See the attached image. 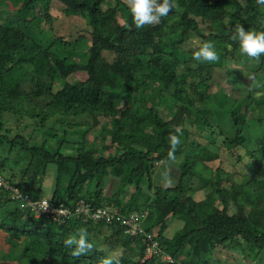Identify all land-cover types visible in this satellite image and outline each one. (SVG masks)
<instances>
[{"label":"trees","instance_id":"16d2710c","mask_svg":"<svg viewBox=\"0 0 264 264\" xmlns=\"http://www.w3.org/2000/svg\"><path fill=\"white\" fill-rule=\"evenodd\" d=\"M14 2L11 13L0 0V179L34 201L52 189L53 209L83 200L146 215L137 235L74 216L55 222L19 208L0 187V264H213L223 254L224 264H264V54L249 58L231 39L237 24L264 31V5L174 0L159 23L138 29L126 0ZM53 13L72 21L69 33L53 23ZM100 25L113 32L105 28L101 37ZM2 33H17L19 43L9 47ZM189 38L198 42L188 49ZM209 40L217 60H194ZM81 54L87 77L71 78L66 67L78 72L71 58ZM222 70L241 81L229 85L224 108L214 102L225 98L224 89L211 91ZM25 80L30 90L21 87ZM9 118L22 120V128L9 127ZM52 119L57 126L48 125ZM29 127L46 132L41 144L29 142ZM171 133L180 138L174 158ZM15 154L28 157L18 177L6 171ZM215 160V167L207 164ZM46 178L53 182L48 190ZM81 228L92 248L74 256L63 241ZM144 233L158 242L149 258Z\"/></svg>","mask_w":264,"mask_h":264},{"label":"clouds","instance_id":"9594fccd","mask_svg":"<svg viewBox=\"0 0 264 264\" xmlns=\"http://www.w3.org/2000/svg\"><path fill=\"white\" fill-rule=\"evenodd\" d=\"M257 2L264 5V0H257ZM126 3L130 10L132 21L135 27L139 29L145 25L159 23L161 18L167 16L171 11L174 0H126ZM231 39L238 42L240 52L249 58H259L264 54V31L245 30L241 24H237L231 34ZM217 58L214 43L210 40L200 43L198 50L193 53V59L198 62H211L217 60ZM168 142L170 144L168 157L174 158L180 138L177 134L171 133L169 134ZM42 198L47 199V197ZM63 244L66 248L71 249L74 256H81L92 248V244L88 240V233L83 228L70 234L64 239ZM103 264H112V260L105 258Z\"/></svg>","mask_w":264,"mask_h":264},{"label":"rangeland","instance_id":"374dc122","mask_svg":"<svg viewBox=\"0 0 264 264\" xmlns=\"http://www.w3.org/2000/svg\"><path fill=\"white\" fill-rule=\"evenodd\" d=\"M89 1H91V0H89ZM6 2H7V6H8L7 11H9L11 13L14 12L15 9L17 8L18 4L16 2H14V0H6ZM53 14H54L55 17H57L55 19V21L53 20V23L60 25V29H61L62 33H69V29L68 28H69V25H70V23L72 21H70V19H64V18H61V17L58 18L57 14H55V13H53ZM10 17L11 16L9 14L6 15V18H10ZM1 23L2 22H0V24ZM105 28H106L107 31H110V32L112 31L113 32L112 28L109 29L106 26L100 25V27L98 29H96L97 34H99L101 37H105L106 34H107V31L105 30ZM130 32H131V30H128V31L126 30V31H122L120 34L129 35ZM5 33H2V34H4L6 36V38H8V40H9L8 46L9 47L10 46L14 47L17 43H19V42H17L18 39H19L17 33H10L9 35L5 34ZM197 42H198V40L196 38H189L187 43H186V48H188V49L189 48H193L197 44ZM6 43H7V41L4 44H6ZM0 47H1V43H0ZM20 50H21V48L17 49L14 54L15 55H19V51ZM83 56H84V54H81V56H79V57L71 58L73 60V62L75 63V65H76L78 70L81 67H84V65H85L84 63H85L86 60H85V56L84 57ZM106 56H110V54H107ZM6 58H8V54L4 55V59H6ZM59 68H61V67L59 66ZM66 70H69L70 72H72L71 73V78H76V77L77 78H86L87 77L86 76L87 75L86 72H80V70L77 72L76 70H73V69L70 70L69 67H66ZM255 71H256V69L252 70L251 73H255ZM94 75L96 76V78L101 77L100 74H98V77H97L96 73H94ZM233 75L234 74H232L230 72L226 73L225 70H222L221 72L217 73V75H216V80H215L216 84L215 85H211V91L212 92H216L218 88L219 89L222 88L226 92L225 98L221 99L219 102L216 101L215 99H213V100H215L214 102L219 103V105L222 106V108H224L226 106V104L228 103L229 97L230 98L232 97V95H231L232 92H231V88H230L229 85L236 84V86H241V81H240V77H239L240 75L239 74L234 75V76ZM21 87L26 89V90H30L33 87V85L28 80H25V81L22 82ZM258 95H260V94H257V96ZM263 111H264V109H261V107H260L259 114L261 116H264ZM211 116L213 117L214 113H211ZM107 120H108V118H104V122H107ZM22 123L24 124V122H22V120H20V123H19V120H16V119L9 118L7 120V124H9V127H11L12 129H14L16 124H20L21 126L20 125L19 126L22 128V125H23ZM53 124H54V119H52L51 121L48 122V125H50V126H57V124H55V125H53ZM252 124H253V122H250L249 126L251 127ZM193 132H195V131H193ZM247 134H249V131H247ZM91 135L96 136V133H94V134L91 133ZM91 135H89V136H91ZM45 136H46V132L38 133L37 135H35L32 132V128L31 127H29L27 129V131H26V137L29 139L30 143L36 142L37 144H41ZM31 138L33 140H31ZM92 139L93 138H90L89 140H92ZM193 139L204 143V140L202 139V137H200V136L198 137L196 134L194 135ZM27 162H28V157L27 156L22 155V154H19V155L15 154V155H13L11 157V161L8 163V166L6 167V171H8L9 173H15L16 176H17V174H19L21 171L24 170ZM207 164L210 165V166H214L215 167L216 165H218V160H215L214 162H208ZM222 167H223V170H225V171H228V169H229V168L226 167L225 163L222 164ZM43 184H44L45 188L48 190L49 189L48 187H50V185H52L53 182L51 181V179L49 180V178H46L44 180ZM107 185H108L107 189H109V190H114L115 187H116V185H114L112 182H108ZM51 192H52V189H49L48 192H43L40 195L43 196V197H48ZM136 192H137V189H133L131 194L135 195ZM166 207H168V204H164V205H161V206L158 207L159 212L162 215H164L167 212V208ZM143 226L144 227L146 226L145 222H144ZM4 246H5V244L3 242V237L0 236V249H2ZM230 255L238 256L239 254L238 253H235V254L234 253H230ZM224 257H225V255L223 254V257H221L220 259H213L212 260V262H214L213 264H224L225 263V258Z\"/></svg>","mask_w":264,"mask_h":264},{"label":"built area","instance_id":"2783aa9c","mask_svg":"<svg viewBox=\"0 0 264 264\" xmlns=\"http://www.w3.org/2000/svg\"><path fill=\"white\" fill-rule=\"evenodd\" d=\"M0 187H3L9 192V198L16 202L19 208L35 213V216L48 214L50 219L55 222H60L64 218L74 216L76 218H82L83 220L90 219L95 222H102L106 225L118 224L124 228L125 234L137 235L143 233L141 223L145 216L144 214L131 213L129 215H123L109 206L91 207V205L86 204L83 200H79L71 207L59 206L53 209L49 205L48 199L40 198L34 201L29 194L22 193L16 187L1 179ZM144 236L149 243L145 250V258L158 254V242L153 238L154 236L147 233H144ZM165 259L171 261L169 256H165Z\"/></svg>","mask_w":264,"mask_h":264}]
</instances>
